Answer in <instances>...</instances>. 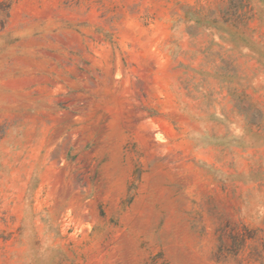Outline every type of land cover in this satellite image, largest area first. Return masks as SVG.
Segmentation results:
<instances>
[{
  "label": "rangeland",
  "instance_id": "obj_1",
  "mask_svg": "<svg viewBox=\"0 0 264 264\" xmlns=\"http://www.w3.org/2000/svg\"><path fill=\"white\" fill-rule=\"evenodd\" d=\"M0 264H264V0H0Z\"/></svg>",
  "mask_w": 264,
  "mask_h": 264
}]
</instances>
